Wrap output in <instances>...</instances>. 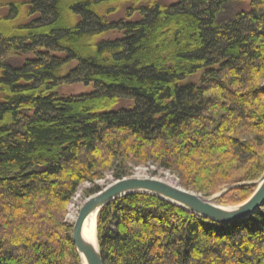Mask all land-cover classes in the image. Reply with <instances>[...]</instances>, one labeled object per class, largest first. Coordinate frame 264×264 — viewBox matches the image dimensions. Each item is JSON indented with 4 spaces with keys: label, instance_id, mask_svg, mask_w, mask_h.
<instances>
[{
    "label": "trees",
    "instance_id": "obj_1",
    "mask_svg": "<svg viewBox=\"0 0 264 264\" xmlns=\"http://www.w3.org/2000/svg\"><path fill=\"white\" fill-rule=\"evenodd\" d=\"M244 2L247 11L220 20L225 6ZM123 4L125 18L111 21ZM5 6L0 264H81L67 207L81 184L106 172L118 180L154 165L204 197L242 184L219 198L224 205L253 194L264 173V0ZM116 32L122 37L105 38ZM30 54L19 67L8 62ZM74 84L91 90L60 95ZM96 235L103 264H264V207L217 224L133 194L102 208Z\"/></svg>",
    "mask_w": 264,
    "mask_h": 264
},
{
    "label": "water",
    "instance_id": "obj_2",
    "mask_svg": "<svg viewBox=\"0 0 264 264\" xmlns=\"http://www.w3.org/2000/svg\"><path fill=\"white\" fill-rule=\"evenodd\" d=\"M253 194L244 202L233 207L216 205L211 198L203 197L180 186H172L161 178H136L134 175L114 180L96 193L89 195L81 205L77 218L72 224L71 239L79 255L81 264H103L97 245L86 242L82 235L84 222L99 212L110 202L119 198L142 194L157 197L186 212L217 224H231L246 220L264 207V173L254 183ZM235 188L229 187L226 191Z\"/></svg>",
    "mask_w": 264,
    "mask_h": 264
},
{
    "label": "rangeland",
    "instance_id": "obj_3",
    "mask_svg": "<svg viewBox=\"0 0 264 264\" xmlns=\"http://www.w3.org/2000/svg\"><path fill=\"white\" fill-rule=\"evenodd\" d=\"M14 1H31V0H0V16H5L8 13V9L5 8V4L7 2H14ZM178 0H158L159 3H161L162 5H173L177 2ZM126 5H122L121 9L114 13L112 16H110V20L111 21H118L120 19L125 18V11L124 9L126 8ZM120 8V7H119ZM249 9V5L248 3H238V4H231V5H227L224 7L223 11L221 12L219 18L222 21H227L229 20L233 15H235L238 12H242V11H247ZM21 16H23V14L25 13L24 11H21ZM19 16L18 18H16V20H12L11 23L12 25H19L20 23L22 24V17ZM36 18V16L34 17ZM139 19V14L135 13L129 20L130 21H137ZM1 21H0V25H1ZM122 37V35L120 33H109L106 35V39H110V40H115ZM34 56L33 55H19L16 57H11L9 58L8 62L11 66L13 67H19L21 66L26 60L28 59H32ZM76 65V63H72L69 64L66 69L68 68H73ZM264 85V83H263ZM91 87H85L82 84H74V85H65L62 86L59 89V93L61 96H65V97H70V96H79L82 94H86L88 92H90ZM130 103L128 102H123L122 107H129ZM137 169V170H136ZM143 171L142 173H137V171ZM136 172V173H135ZM138 174H140V176H138ZM135 175L136 177H146V178H161L163 180L166 181V176L168 175L170 177V184L172 185H178L181 187L180 183H179V179L177 178L176 175L167 172L165 170H162L160 168H158L157 166L154 165H139L137 167L132 168L131 171V176ZM114 181V178L112 177V174L110 172H106L104 173V178L98 181H95L94 184H90V183H83L79 186L78 190L76 191V194L74 195L73 199H76V197L78 195H80V197H78L76 199L75 202H73L71 200L70 204L67 207V215H66V221L72 225L76 219V214L78 212V210L80 209L81 205L83 204V202L87 199L85 192L88 190H91L94 186L98 187L99 189H103L105 188L107 185L111 184ZM257 181V180H256ZM256 181L251 182L252 184L255 183ZM168 182V181H167ZM242 185V184H236L233 185L235 187ZM182 188V187H181ZM184 189V188H183ZM186 190V189H185ZM227 188H222L220 191H218L217 193L213 194L210 197L207 198H211L214 203L216 205L222 206V207H233L235 205H224L219 201V198L226 192ZM189 191V190H188ZM193 192V191H191ZM195 193V192H194ZM198 194V193H196ZM201 195V194H199ZM202 196V195H201ZM204 197V196H203ZM72 207V208H71ZM70 208V210H69ZM76 214H73L75 213Z\"/></svg>",
    "mask_w": 264,
    "mask_h": 264
},
{
    "label": "bare ground",
    "instance_id": "obj_4",
    "mask_svg": "<svg viewBox=\"0 0 264 264\" xmlns=\"http://www.w3.org/2000/svg\"><path fill=\"white\" fill-rule=\"evenodd\" d=\"M137 170V169H136ZM142 173L143 171H137V173ZM136 173V172H135ZM138 176H140V174H138ZM134 177H136L135 175H134ZM136 178H144V177H136ZM166 182L167 183H169L171 180H170V177L167 175L166 176ZM165 181V180H164ZM170 184V183H169ZM170 185H172V184H170ZM172 186H178V185H172ZM78 197H80V195H78L77 197H76V199L78 198ZM76 199H73L72 201L73 202H75L76 201ZM71 205V204H70ZM72 208V207H71ZM69 210H70V208H69ZM79 211V210H78ZM73 214H76V212L75 213H73ZM76 215H78V212H77V214ZM76 218H77V216H76ZM76 220V219H75ZM75 222V221H74ZM82 235H83V238H84V240L86 241V242H88V243H90V244H92L94 247H96V245H97V241H96V216L93 214V215H91V216H89L88 217V219H86V221L84 222V225H83V229H82Z\"/></svg>",
    "mask_w": 264,
    "mask_h": 264
}]
</instances>
